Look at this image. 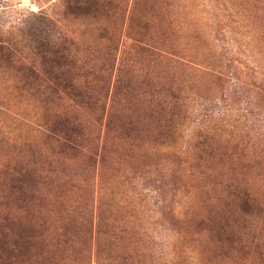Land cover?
I'll list each match as a JSON object with an SVG mask.
<instances>
[{"label": "rangeland", "instance_id": "obj_1", "mask_svg": "<svg viewBox=\"0 0 264 264\" xmlns=\"http://www.w3.org/2000/svg\"><path fill=\"white\" fill-rule=\"evenodd\" d=\"M247 195L264 0H0V264H264Z\"/></svg>", "mask_w": 264, "mask_h": 264}, {"label": "trees", "instance_id": "obj_2", "mask_svg": "<svg viewBox=\"0 0 264 264\" xmlns=\"http://www.w3.org/2000/svg\"><path fill=\"white\" fill-rule=\"evenodd\" d=\"M138 40V43H133L129 49L126 51L127 53V56H129V58L134 55L135 53L138 52V48L141 47V39H137ZM112 49V50H111ZM118 49L119 47H114V48H110L111 52L109 53V58L110 59H113L114 58V61L117 60V53H118ZM113 51H114V55H113ZM115 52H116V55H115ZM151 197H153V195H151ZM260 198L256 197V196H251V195H247L245 197H243L241 203L239 204L242 212L245 214V215H248L249 216H253L255 211H256V208H258V216H257V223L258 225H261L263 228H264V210H261L259 209V205L262 206V208L264 209V202L262 203L263 205L260 204ZM87 214V212H86ZM85 215H82V216H78V219L80 220V223H81V226H82V231L84 232L85 235H88L90 236L92 234V229H91V226L93 225V214L90 212L91 216L89 214H87V216ZM247 216V217H249ZM89 217L92 219V222L89 223ZM86 227V229H84ZM101 233H106L104 232V230H101ZM253 233H254V229H253ZM34 235V234H33ZM33 237H39V236H33ZM238 237L239 239L237 240V244L239 245V247L243 246L245 247V245L247 244V251L248 252V255L247 257H251L253 260H255L257 257H259L260 255V250H258V247H256V245H254V242L255 241H258V237H259V234H257V232H255L252 237L249 239V238H246L245 237V233L243 232H239L238 233ZM89 241L88 239L86 240V242ZM32 240L29 238L26 240V247H30V246H34L32 244ZM246 242V244H245ZM237 245V246H238ZM18 246V245H17ZM25 246V245H24ZM100 248H102L100 246ZM17 249V248H15ZM33 249L35 250L31 256L33 257H40V255L43 254V252L47 253L48 254V250H47V246L44 244V240H39L36 242L35 244V248L33 247ZM83 255H84V252H82ZM99 255H100V252H98ZM22 254V253H20ZM25 255V254H24ZM39 255V256H38ZM110 259V258H109ZM8 264H13V262H9ZM102 264H113L110 260L107 262V263H102Z\"/></svg>", "mask_w": 264, "mask_h": 264}]
</instances>
